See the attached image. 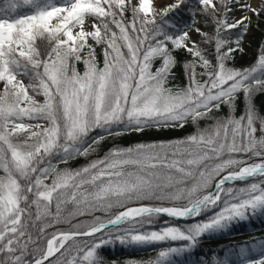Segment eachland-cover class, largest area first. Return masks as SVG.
Masks as SVG:
<instances>
[{"label": "snow or ice", "instance_id": "6c2138e0", "mask_svg": "<svg viewBox=\"0 0 264 264\" xmlns=\"http://www.w3.org/2000/svg\"><path fill=\"white\" fill-rule=\"evenodd\" d=\"M254 20L264 22V0H0V264H108L100 250L109 244L180 241L150 262L178 264L204 234L264 215V136L255 135L264 116L253 104L264 92V46L251 67L228 66ZM213 42L214 62L201 47ZM176 50L192 57L183 87L168 86ZM189 121L195 131L177 141L113 147L80 169L53 166L93 155L106 135ZM250 178L259 180L225 187ZM77 216L92 218L45 235ZM69 241L71 262L61 259ZM233 254L264 264V238Z\"/></svg>", "mask_w": 264, "mask_h": 264}, {"label": "trees", "instance_id": "16d2710c", "mask_svg": "<svg viewBox=\"0 0 264 264\" xmlns=\"http://www.w3.org/2000/svg\"><path fill=\"white\" fill-rule=\"evenodd\" d=\"M187 13H185V19H187ZM204 31H207L211 34L212 29L208 26L201 24ZM200 37L198 36L197 41L199 42ZM264 46V22H257L254 20L251 26V32H249L244 41L242 42L243 52L237 50L233 55L234 59L228 61V66L238 69L249 68L252 65L257 63L258 57L261 53V47ZM203 49H206L205 55L207 58L214 62V52L215 45L214 42L211 44L201 45ZM97 60L100 63V66L103 64V52L101 48L96 49ZM175 57V65L172 69V77L170 78L169 87H183L187 84V78L185 76V63L190 61L192 57L184 50H176L173 53ZM159 63L157 62L153 66L158 67ZM77 68L81 73L84 71L83 63L77 65ZM199 71V69H198ZM28 83V81H27ZM253 104L255 110L259 116H264V92H257L253 98ZM244 100L243 94L238 98L237 109L233 115L236 118H239L244 114ZM221 118L227 117L229 115V109L223 107L222 111L218 113ZM258 122V121H257ZM212 123L211 121H200V126L206 127L208 124ZM100 130H97L99 132ZM195 131L191 121H189L183 128H167L157 130L155 128L147 129L144 132H127L120 136H105V140L102 142L100 149L97 150L93 155L85 157H76L75 159H70L65 163H56L53 161V166L58 169H80L85 166L90 160L102 157L106 152H108L113 147L126 148L138 143H152L160 141H177L183 139L184 137L192 134ZM96 133H93L95 136ZM249 162H257L255 158ZM2 170H0V175H2ZM259 178H250L247 182L243 183H233L227 185V187L233 188H242L246 186V183L258 182ZM46 183H51V179L47 180ZM214 209L213 211H216ZM35 211V209H33ZM51 211L55 212V202L51 206ZM212 211H209L207 215H211ZM96 215H103L102 213H97ZM91 216L79 217L72 224L78 223L85 219H91ZM165 218H161L156 224L148 226V230H157L164 223ZM201 219H206V216L195 217L187 219L186 221H176V224L179 226H185L197 222ZM72 224L68 226V229H63L57 227L50 228L46 230V233L59 230H69L72 227ZM59 226H62L60 224ZM264 238V215L257 213L255 216L250 215L248 219L243 221H234L228 229L215 232V233H206L200 237V242L197 247L191 253H185L182 257H174L177 260L178 264L182 261L183 264H212L216 259H224L228 257L234 264H239L238 257L233 253L239 251L240 247L248 246L251 247L252 243ZM182 242L180 241H164L157 242L154 244L146 245H121L119 242L114 244H109L104 246L100 250L101 257L108 262V264H129V262L144 263V262H154L158 256V253L163 248L169 246L176 247L180 246ZM76 255V251L72 253ZM70 257V256H69ZM73 261L74 257H70ZM253 259L259 258V251L252 252L251 257Z\"/></svg>", "mask_w": 264, "mask_h": 264}, {"label": "rangeland", "instance_id": "374dc122", "mask_svg": "<svg viewBox=\"0 0 264 264\" xmlns=\"http://www.w3.org/2000/svg\"><path fill=\"white\" fill-rule=\"evenodd\" d=\"M202 27V26H201ZM202 30L204 31V29H203V27H202ZM251 32V31H250ZM193 38L194 39H198V34H194L193 35ZM25 83H27V79H25ZM37 99H39L41 102L43 101V96H40V97H37ZM256 128H257V132L255 133V135L257 136V138H260L261 136H264V132H261L260 131V125H259V122H256ZM235 182H237V183H243L244 181H235ZM235 182H233V183H235ZM233 183H229V185H231V184H233ZM225 187H227V185H225ZM211 190V189H210ZM214 210V209H213ZM212 210V211H213ZM218 210V209H217ZM97 213H99V212H97ZM97 213H95V215L97 214ZM79 217H81V216H77L76 218H74L72 221H71V223H61L62 224V226H57V227H59V228H62L63 227V229H68V226H70L76 219H78ZM65 248H67L68 249V251H64V249H62L61 251L62 252H64V257H61V259H64L65 257L67 258V260L69 261V262H71L72 260L71 259H68V257L70 256L71 258L72 257H75L76 255H72V253L75 251V246L74 245H72V242L71 241H69L66 245H65ZM57 256H60V253H57ZM69 257V258H70ZM138 264H149V262H144V263H138Z\"/></svg>", "mask_w": 264, "mask_h": 264}, {"label": "water", "instance_id": "95a60500", "mask_svg": "<svg viewBox=\"0 0 264 264\" xmlns=\"http://www.w3.org/2000/svg\"><path fill=\"white\" fill-rule=\"evenodd\" d=\"M229 183H233V182H229ZM229 183H228V184H229ZM178 221H180V220H178Z\"/></svg>", "mask_w": 264, "mask_h": 264}]
</instances>
